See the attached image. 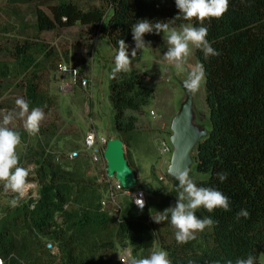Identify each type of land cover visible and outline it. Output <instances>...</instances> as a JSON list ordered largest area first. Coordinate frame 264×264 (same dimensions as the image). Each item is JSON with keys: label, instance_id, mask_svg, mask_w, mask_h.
<instances>
[{"label": "trees", "instance_id": "1", "mask_svg": "<svg viewBox=\"0 0 264 264\" xmlns=\"http://www.w3.org/2000/svg\"><path fill=\"white\" fill-rule=\"evenodd\" d=\"M103 2L102 6L85 9L73 1L57 0L48 5L50 13L39 6L34 8L33 38H25L16 45L13 67L0 63V77L8 78L17 72L27 74L23 79L29 110L44 108L49 103L35 81L38 55L53 56L40 40L45 31L77 24L96 28L116 52L118 41L123 39L131 56L135 46L131 27L138 20L164 21L172 27L186 23L201 26L196 20L175 18L179 14L175 0ZM203 26L208 27L207 40L220 55L205 59L202 51L195 49L197 62L206 74L210 134L196 150L194 180L198 186L213 187L226 195L231 210L217 208L209 213L198 209L197 216L210 217L214 225L199 233L197 239L166 246L165 250L172 264H189V260L195 264H227L231 260L235 264L237 258L249 254L256 258L255 264H262L259 258L264 248V0H229L224 16L206 20ZM144 40L146 47L158 48L163 37L161 33H149ZM110 90L114 131L124 141L126 157L138 178L133 154L155 150L149 146V134L139 131L138 116L127 113L143 111L155 98V92L147 85V75L138 69L117 74L115 79L111 76ZM15 130L28 143L20 165L27 168L34 164L39 188L38 198L22 200L18 207L0 203L3 264H122L118 256L125 246L132 249L135 257L150 255L160 239L162 226L171 225L170 214L169 220L161 223L153 218L175 206L176 179L163 202H151L138 209L129 197H123L114 216L102 210L107 184L100 182L99 176L89 174V157L79 154L73 159L58 158L38 135ZM219 172L228 174L224 182L218 179ZM241 209L250 213L249 218L236 219ZM46 239L57 246V256L46 248Z\"/></svg>", "mask_w": 264, "mask_h": 264}, {"label": "rangeland", "instance_id": "2", "mask_svg": "<svg viewBox=\"0 0 264 264\" xmlns=\"http://www.w3.org/2000/svg\"><path fill=\"white\" fill-rule=\"evenodd\" d=\"M56 1L0 0V63L5 62L13 67L16 45L23 43L25 38H33L35 34L34 8L39 6L50 13L48 5ZM69 1L85 9L105 4L103 0ZM161 34L163 37L162 32ZM40 40L44 43L45 50H50L53 56L46 58L41 54L38 55L39 69L35 81L39 85L40 92L46 95L49 102L42 108L45 119L41 122L37 134L39 140L46 143L47 149L55 153L58 158L65 156L72 159L70 158L72 152H79L81 156L89 157L91 149L86 144V136L90 129L95 128L98 137L105 140L120 136L114 131L115 111L110 99L111 70L114 67L116 51L110 42L99 34L98 29L82 24L45 31L40 35ZM166 51L167 45L163 38L158 48L145 47L143 50H138L132 64V68L145 72L147 85L155 92V98L143 111L127 113L138 116L139 131L149 134V146H153L155 150L151 153L147 152L149 155L145 154L146 151L138 153L146 163L148 162V166L146 165L144 169L140 166V171L136 170L138 174L136 185L146 190L149 203L163 202L173 189L174 178L167 173L165 166L156 165L161 159L169 164L171 157V154L168 155V162L164 160L158 142L160 138L169 136L171 119L185 96L180 81H184L187 72L177 74L174 67L163 59ZM197 63L193 47L188 65ZM64 69H77L78 75L74 76ZM26 75L17 72L8 78L0 77V119L4 113L16 109L17 98L25 99ZM30 75L28 74L29 77ZM84 79L90 80L87 85L83 84ZM205 94L204 82L200 90L194 94L195 108L198 119L209 124V109ZM151 111H155L158 116L152 117ZM9 127L24 131L23 122L19 119L14 120ZM27 149L28 143L22 141L18 148L20 157ZM196 154L195 151L194 156ZM31 165L34 164H29L27 168L34 167ZM106 168V163L95 166L91 164L89 174L99 176V181L104 182ZM160 175L167 177L168 181H161ZM29 179L37 185L36 196L32 197L36 199L39 188L36 175L30 174ZM131 190L133 187L128 189ZM12 196L11 193H4L1 184L0 203L3 206H10L8 202L13 198ZM129 199L131 200L130 197ZM174 233L175 229L171 225L164 224L155 248L165 250L166 246L176 244ZM50 244L51 241L46 239V248L50 249ZM55 248L56 245L52 247L51 254L57 256L58 253H54ZM259 260L264 264V248Z\"/></svg>", "mask_w": 264, "mask_h": 264}, {"label": "clouds", "instance_id": "3", "mask_svg": "<svg viewBox=\"0 0 264 264\" xmlns=\"http://www.w3.org/2000/svg\"><path fill=\"white\" fill-rule=\"evenodd\" d=\"M175 5L179 10L175 18H182L189 22L196 20L201 26L186 23L176 28L164 21L153 23L147 19L138 20L131 27L135 45L131 56L128 52L129 45L123 39L118 41L111 72L113 79L117 77V74L132 71L137 51L148 46L144 40L145 34L162 32L167 45V51L163 55L164 61L172 65L177 74L187 72L183 85L190 94L194 95L200 90L206 80L204 67L200 63L189 66L188 60L193 47L201 50L205 59L220 55L207 40L208 27L203 25L206 20L221 19L228 11L229 0H175ZM15 105L18 111L16 109L8 111L0 119V184L5 194H13V198L8 202L12 208L20 206V201L30 196L35 197L37 185L29 179L30 174L34 175L33 169L20 165L18 148L22 143L21 134L9 125L19 119L23 122L24 131L29 136H35L39 133L41 122L45 119L43 109L35 107L29 110V103L24 98H17ZM169 172L178 181L177 202L174 207L165 209L153 219L156 223H161L169 220L170 214V224L175 229V240L179 244H185L197 239L199 233L215 223L210 217H198V209L204 208L211 213L219 208L227 212L231 210L230 201L226 195L213 187L198 186L187 169L170 168ZM227 175L226 172L217 173L221 182L227 179ZM137 204L141 209L144 207L142 200H139ZM249 216L250 213L246 209H241L236 219L239 220L241 217L247 219ZM120 260L123 264H172L168 252L155 247L146 257H135L129 250L120 257ZM255 261L256 258L249 254L246 258H237L235 264H255ZM0 264H3L2 260ZM189 264H195V262L189 260ZM214 264H219V261ZM227 264H233V262L229 260Z\"/></svg>", "mask_w": 264, "mask_h": 264}, {"label": "water", "instance_id": "4", "mask_svg": "<svg viewBox=\"0 0 264 264\" xmlns=\"http://www.w3.org/2000/svg\"><path fill=\"white\" fill-rule=\"evenodd\" d=\"M184 91V98L173 115L168 140L172 146V153L167 167L169 169H187L193 179L196 178V161L194 152L199 144L210 134V125L198 119L195 108V96L190 94L180 81ZM106 171L109 177H115L126 189L134 187L137 183L136 173L131 168L126 157V146L122 139L110 137L104 150ZM175 179V178H174Z\"/></svg>", "mask_w": 264, "mask_h": 264}, {"label": "built area", "instance_id": "5", "mask_svg": "<svg viewBox=\"0 0 264 264\" xmlns=\"http://www.w3.org/2000/svg\"><path fill=\"white\" fill-rule=\"evenodd\" d=\"M64 71L71 73L72 75H78L77 69H64ZM77 80V79H76ZM90 81L89 79H84L83 84L87 85ZM151 116L156 118L158 114H156L155 111H151ZM107 140L99 138L97 130L95 128H92L89 130L86 136V144L91 149L89 153V158L91 163L95 166L101 163H106V160L104 158V150L106 147ZM159 151L162 157L166 162H168V155L172 153V146L168 140V137H163L159 139ZM79 155V152H72L70 153V158H75ZM34 166V165H31ZM34 171V167H30ZM159 179L161 181L167 182L168 178L160 175ZM103 181L107 184V192L105 197L101 201L102 210L108 211L110 214L117 216L119 210H120V203L121 199L124 196H129L133 202V205L141 209L140 206L137 204L139 200H142L144 202V208L148 206L149 199H148V193L143 188L133 187V190L128 191V189L124 188V186L120 183L118 179L115 177H109L107 174V171L105 172V175L103 177ZM68 206H65V209H67ZM0 218H2V215L0 213ZM53 245L50 244L49 248L52 249ZM131 251L132 255V249L129 246H125L121 252L119 253V260L120 257L124 256L127 251ZM54 253H59V250L56 246ZM2 260V259H0ZM3 261V260H2ZM121 261V260H120ZM123 264V262L121 261Z\"/></svg>", "mask_w": 264, "mask_h": 264}, {"label": "crops", "instance_id": "6", "mask_svg": "<svg viewBox=\"0 0 264 264\" xmlns=\"http://www.w3.org/2000/svg\"><path fill=\"white\" fill-rule=\"evenodd\" d=\"M132 69H134V67ZM143 73H145V72H143ZM140 152L144 153L145 151L140 150L138 153H140ZM138 153L133 154V163H134V166H136L135 170L140 171V166H142L141 168L144 169L148 162L146 163L144 158L140 157ZM145 154L149 155L147 152H145ZM156 165L157 166H165V169H167V166H168V164L165 163L162 159Z\"/></svg>", "mask_w": 264, "mask_h": 264}]
</instances>
